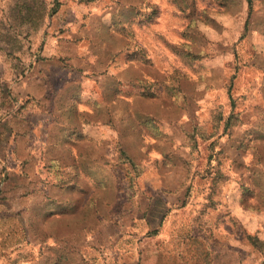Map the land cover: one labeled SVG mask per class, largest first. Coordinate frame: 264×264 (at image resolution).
<instances>
[{
	"label": "rangeland",
	"instance_id": "obj_1",
	"mask_svg": "<svg viewBox=\"0 0 264 264\" xmlns=\"http://www.w3.org/2000/svg\"><path fill=\"white\" fill-rule=\"evenodd\" d=\"M0 264H264V0H0Z\"/></svg>",
	"mask_w": 264,
	"mask_h": 264
}]
</instances>
